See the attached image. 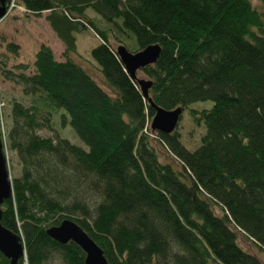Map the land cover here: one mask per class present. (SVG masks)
Returning a JSON list of instances; mask_svg holds the SVG:
<instances>
[{
	"label": "trees",
	"instance_id": "1",
	"mask_svg": "<svg viewBox=\"0 0 264 264\" xmlns=\"http://www.w3.org/2000/svg\"><path fill=\"white\" fill-rule=\"evenodd\" d=\"M29 1L48 5L63 59L41 44L28 74L26 64L0 67L31 100L12 99L9 128L0 131L21 171L1 206L2 226L22 238L19 264H84L80 246L46 234L67 218L107 264H264L237 242L240 232L264 252V0L260 10L252 0ZM88 29L100 39L91 58L111 93L73 59L75 35ZM113 40L133 53L159 44L156 63L141 69L157 106L212 102L189 109L204 129L199 146L188 149L176 129L151 132L155 111ZM55 116L85 149L37 133L52 130ZM153 139L177 167L160 161Z\"/></svg>",
	"mask_w": 264,
	"mask_h": 264
},
{
	"label": "rangeland",
	"instance_id": "2",
	"mask_svg": "<svg viewBox=\"0 0 264 264\" xmlns=\"http://www.w3.org/2000/svg\"><path fill=\"white\" fill-rule=\"evenodd\" d=\"M6 1V14L0 20V67L6 65L7 68L12 69L18 63L26 64L29 66L26 74L33 70L32 62L35 51L41 44H46L54 52L55 58L60 60L63 59L61 56L63 50V44L59 41L50 29L49 24L45 20L49 9L48 5L39 2H31L29 0H5ZM253 5L256 9L260 10V3L258 0H252ZM89 16H92L99 27L104 28V22L98 18V16L90 9L87 11ZM97 16V17H96ZM76 37V53L73 54V59L80 65H83L87 72H89L94 79L99 82L103 89L110 92L106 84L103 82L100 71H98L96 62L91 58L92 47L100 43V39L97 38L92 30H83L75 35ZM11 42L18 45L16 52H9L6 48V43ZM119 43L112 41V46L115 48ZM138 78L147 77L143 75L142 70L137 71ZM111 93V92H110ZM12 99L20 100L26 105H30V98L22 95L21 85H17L13 81L5 80L1 76L0 68V131L4 132L9 128L10 118L8 114L10 112V103ZM212 106L211 101L193 102L191 105L184 109L180 116V122L175 128L181 134V142L188 148H193L200 145L201 135L204 133V129L196 125L194 120L189 116V109L210 108ZM151 123V122H150ZM52 127L42 128L37 133L42 137L53 138L57 133L59 136L67 137L73 144L79 145L82 148H86L78 136L69 129L68 126H61L58 117L55 116L52 119ZM2 128V129H1ZM151 129V128H150ZM153 133V130H151ZM155 135L153 134L152 137ZM151 144L156 149L160 161L169 162L177 167L174 159L168 154L165 149L159 145L154 139ZM6 161L10 169V178L18 176L20 174L19 161L15 154L11 151L6 152ZM95 196L91 195L88 200L91 203L95 202ZM215 212L219 213L218 207H215ZM237 242L239 247L255 255L261 262L264 263V252L259 251L256 246L252 245L244 235L240 232L237 233ZM52 264H58L57 260H53Z\"/></svg>",
	"mask_w": 264,
	"mask_h": 264
},
{
	"label": "water",
	"instance_id": "3",
	"mask_svg": "<svg viewBox=\"0 0 264 264\" xmlns=\"http://www.w3.org/2000/svg\"><path fill=\"white\" fill-rule=\"evenodd\" d=\"M6 12V1L0 0V20L5 16ZM115 49L124 69L127 70L133 80L137 81L144 98L147 99L150 107L155 111L150 120L151 130L170 134L178 126L183 110H181V107L166 110L157 106L149 96V88L152 81L148 78L137 77L138 70L156 63L161 52V47L157 43L150 44L140 51H135V53L122 45H117ZM12 195L10 172H8L3 143L0 139V253L4 258L9 260L8 264H19L20 259L24 255L22 238L1 224L2 202L11 198ZM46 234L57 243L66 244L68 241H72L80 246L84 254H86L84 264H107L104 254L98 245L94 243L91 237L76 222L69 218L64 219L57 226L49 227L46 230Z\"/></svg>",
	"mask_w": 264,
	"mask_h": 264
},
{
	"label": "built area",
	"instance_id": "4",
	"mask_svg": "<svg viewBox=\"0 0 264 264\" xmlns=\"http://www.w3.org/2000/svg\"><path fill=\"white\" fill-rule=\"evenodd\" d=\"M2 129V128H1ZM4 132V129H2V133Z\"/></svg>",
	"mask_w": 264,
	"mask_h": 264
},
{
	"label": "crops",
	"instance_id": "5",
	"mask_svg": "<svg viewBox=\"0 0 264 264\" xmlns=\"http://www.w3.org/2000/svg\"><path fill=\"white\" fill-rule=\"evenodd\" d=\"M46 45V44H45ZM48 46V45H47ZM36 52V51H35Z\"/></svg>",
	"mask_w": 264,
	"mask_h": 264
}]
</instances>
